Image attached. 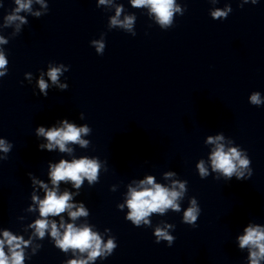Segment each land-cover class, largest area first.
I'll return each mask as SVG.
<instances>
[{"label":"clouds","instance_id":"obj_1","mask_svg":"<svg viewBox=\"0 0 264 264\" xmlns=\"http://www.w3.org/2000/svg\"><path fill=\"white\" fill-rule=\"evenodd\" d=\"M104 3L105 0H100ZM18 7L15 9L19 12L24 9H28L31 3H23L22 0H15ZM134 7H140L145 4L151 5L152 11L156 13L159 18L160 23L168 24L170 23L172 11H173V0H132ZM120 10H117V15H119ZM225 15V13L216 11L213 13L214 17H220ZM16 19H21L22 17H17L16 15H9L7 20L9 22L15 21ZM113 24L119 23L116 19L112 20ZM126 26H131L132 18H126ZM103 45H100L99 51ZM7 61L3 55H0V68H4ZM60 73L59 68H51L48 72V76L53 83L57 81L58 74ZM3 75V73H0ZM48 85L43 80L39 81V89L43 93L47 89ZM251 100L254 104L260 103L259 94H253ZM89 131L88 127L77 128L74 124H69L67 120L63 121L62 128H51L45 130L44 127H38L36 132L38 136H43L49 142L46 145H39V149L43 150L46 148L51 151L54 146H58L60 151H68L66 148L67 142H79L81 146H86L87 142L80 140L81 133L87 134ZM223 136L208 137V143H215L216 147L212 152V168L214 171L218 170L223 173V175L229 180L233 177V174L237 172V163L240 167H247L249 161L246 159H241L240 152L235 148H231L225 151L224 145L218 143L222 140ZM0 149L8 151L7 146L3 140H0ZM201 177L207 176V169L204 167V162L200 161L197 165ZM99 170V164L96 160H89L88 158H81L80 160H74L71 163L68 161L61 160L59 164L51 166V179L53 185H57L60 181L71 180L74 182V186L79 188L83 183V177H87L89 183H92L97 179V173ZM167 175H171L168 173ZM237 180L242 179V174L238 175ZM142 185H151V187L141 188V190H136L134 188L129 190V199L127 201V206L130 209L128 213V219L131 220L135 225L139 226L141 221L148 223L145 219L151 213L159 212L163 213L165 209L172 208L173 210L179 211V205L175 201L181 196V192L175 189L169 190L159 184L154 183L153 177H148L146 180L141 181ZM181 190H184L185 185L183 183L179 184ZM37 200V197H33ZM71 196L68 192H64L62 195H57L55 190H48L46 192L45 199L39 200V211L42 218H47L49 215L58 216L60 213L64 212L66 209H71L73 205L69 204ZM195 205V200L192 201ZM198 209L193 206L184 213V222L196 227ZM72 219L77 216L87 215V212L81 207L78 211L69 212ZM37 234L43 238L45 235V230L49 227V221L47 219H39L32 225ZM61 227L65 228L62 240H57V246L64 251L69 248L79 249L81 253L88 249H92L89 252L87 260H72L69 264H88L89 260H94L98 255H100L101 241L98 235L93 233L89 228L84 227L77 229L72 224H67L66 226L62 223ZM51 235L57 237L60 235L57 225L55 222L51 223ZM4 240H0V264H22L23 254L21 251H16L20 249L21 244H27L22 237H17L11 235L10 232L5 231L3 233ZM156 236L168 239L171 241V237L161 229L156 230ZM239 247L241 249L249 247L251 249H256L250 252V264H259L260 259H264V229L259 226L253 227L248 226L244 229V234L238 236ZM5 242L9 245V251L12 253L11 257L5 255L4 244ZM115 247L112 241H109L106 245V249L110 252Z\"/></svg>","mask_w":264,"mask_h":264}]
</instances>
